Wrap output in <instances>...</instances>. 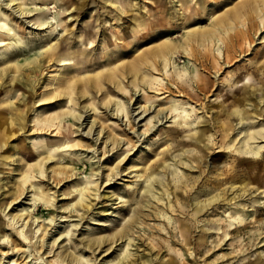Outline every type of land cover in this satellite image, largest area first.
Returning <instances> with one entry per match:
<instances>
[{"label": "rangeland", "instance_id": "obj_1", "mask_svg": "<svg viewBox=\"0 0 264 264\" xmlns=\"http://www.w3.org/2000/svg\"><path fill=\"white\" fill-rule=\"evenodd\" d=\"M240 1L0 0V264H264V148L239 146L264 127V0ZM192 27L221 39L184 52ZM165 38L181 45L165 68L141 61ZM124 62L147 81L56 90ZM9 214L35 218L31 242Z\"/></svg>", "mask_w": 264, "mask_h": 264}, {"label": "bare ground", "instance_id": "obj_2", "mask_svg": "<svg viewBox=\"0 0 264 264\" xmlns=\"http://www.w3.org/2000/svg\"><path fill=\"white\" fill-rule=\"evenodd\" d=\"M242 1H244V0H242ZM242 1H240V2H242ZM236 2H238V1H236ZM258 1H256L255 3H257ZM260 2V1H259ZM262 2V1H261ZM260 2V3H261ZM262 3H264V2H262ZM244 5H246L245 7V9H246V11H252V10H258V8L257 7H255L254 5H252V4H249V3H246V4H244ZM234 6H236V4H234ZM262 6H264V5H262ZM261 6V7H262ZM260 7V8H261ZM230 8V7H229ZM232 8V7H231ZM241 8V7H240ZM259 8V9H260ZM262 8H264V7H262ZM244 9V8H243ZM243 9H242V12L244 13V11H243ZM234 10V11H233ZM224 11V10H223ZM225 11H226V9H225ZM229 11H230V9H229ZM245 11V12H246ZM262 11H264V10H262ZM238 8H235V7H233V9H232V15H230V18L232 19L231 21H233L232 23H234V20L236 19V18H240L241 16H242V13ZM259 12V11H258ZM20 13H23V11L22 10H20ZM228 14H230L229 12H227ZM253 13H255V11L254 12H252V14ZM257 13V12H256ZM255 13V14H256ZM260 13V12H259ZM257 13L258 14V17H260V21H261V23H262V25H264V16H262V14H264V12H262V14L260 13ZM220 14V13H219ZM245 14V13H244ZM250 14V13H249ZM249 14H248V16H249ZM251 14V15H252ZM254 14V15H255ZM250 15V16H251ZM218 16V15H217ZM221 16H224L223 14H221ZM220 16V17H221ZM244 16H246V15H244ZM253 16V15H252ZM216 17V16H215ZM254 17V16H253ZM257 17V16H256ZM230 19L229 18H223V19H218V18H216V23L214 24V28L213 29H215V28H219L220 26H222V27H224L226 24H228V23H230L231 21H229ZM242 20V19H241ZM244 20H247V19H244ZM257 22H259V20L257 21ZM232 23L231 24H229V25H227V27L228 28H230L231 29V27H232ZM242 23H244V21L242 22ZM2 24L4 25V27H6L8 30L10 29L7 25H6V23L5 22H2ZM237 24V23H236ZM249 24V23H248ZM241 25V24H240ZM235 26L237 27V25H234V27L233 28H235ZM241 27V26H240ZM245 27V26H244ZM205 28V27H204ZM203 28V29H204ZM209 28H210V26H209ZM221 28V27H220ZM238 28V27H237ZM241 28H243V27H241ZM202 28L200 29V28H196V27H192V28H188V29H186V32H187V35H186V38H185V45H183L182 47H183V49H184V52H185V49H189V50H191L192 48V46H190V40H191V42H193V41H196L197 43H199V44H202L203 43V41H204V43H205V41L206 42H210L209 43V45H211V44H215V40H217V41H219V39H221V37H219V35L217 36L216 35V32H210V33H208V34H206V32L203 30ZM206 29H207V27H206ZM223 29V28H222ZM259 29H260V27H259ZM226 30H228L227 28H226ZM242 30V29H241ZM254 31V30H253ZM227 32H230L229 30L227 31ZM245 33H246V30L244 31ZM219 33H221L220 31H219ZM226 33V32H225ZM224 33V34H225ZM248 33V32H247ZM227 34V33H226ZM236 34V33H235ZM242 34H243V30H242ZM228 35V34H227ZM226 35V36H227ZM232 35V34H231ZM246 35V34H245ZM228 37H229V35H228ZM237 37V36H236ZM245 38V37H244ZM249 38V37H248ZM229 39H231V38H229ZM235 40L236 38H232V40ZM237 39H238V37H237ZM236 39V41H238ZM246 39V38H245ZM225 40V39H224ZM233 40V41H234ZM232 41V42H233ZM261 41H264V40H261ZM250 42V41H249ZM239 43V42H238ZM248 43V42H247ZM194 45H195V42L193 43ZM192 44V45H193ZM218 44V43H217ZM232 44V43H231ZM239 44H241V43H239ZM198 45V44H197ZM216 45V44H215ZM225 45H227V47L229 46V43L228 44H225ZM237 45V44H236ZM203 46V45H202ZM219 44L217 45V46H214L213 48L217 51L216 52V54L217 53H219L220 51V49L221 48H219ZM235 46V45H234ZM249 46V45H248ZM181 47V45H179V44H174L170 39H168V38H165V39H163L161 42H159L158 44H157V47H156V49L155 50H153L150 54H147L146 53V56H141V61H143L144 63H148V62H150L152 59L151 58H153V57H158V60L162 63V68H165L166 67V64H168L169 62H170V58H171V56H172V54L178 49V48H180ZM198 47V46H197ZM207 47H208V45H207ZM212 47V46H211ZM223 47V46H222ZM226 47V48H227ZM245 47H247V46H245ZM154 48V47H153ZM225 48V47H224ZM229 48V47H228ZM228 48H227V50H228ZM240 48V47H239ZM233 49H235L234 47H233ZM232 49V50H233ZM147 51H149L148 49H146ZM152 50V49H151ZM195 50V49H194ZM222 50V49H221ZM242 50H243V47H242ZM219 51V52H218ZM234 51V50H233ZM241 51V50H240ZM146 52V51H145ZM195 52V51H194ZM213 52V51H212ZM211 52V50H210V53H212ZM226 52V51H225ZM225 52H222V54H224ZM227 53V52H226ZM234 53V52H233ZM228 54V53H227ZM141 55V54H140ZM142 55H144V53H142ZM189 55V54H188ZM213 56V55H212ZM227 57V56H226ZM228 58V57H227ZM227 58H226V60H227ZM136 59L138 60V58L136 57ZM143 59V60H142ZM217 60V59H216ZM235 60V59H234ZM142 62V63H143ZM152 62V61H151ZM227 62V61H226ZM125 63V62H124ZM128 63V62H127ZM153 63H154V61H153ZM111 64V63H110ZM109 63L107 64V69H106V72L104 73L103 71L105 70H101V69H97V70H95V71H93V72H90L88 75H87V77H80V76H78V77H74L73 79H69V78H67L66 80H64V82H63V85L62 86H59L56 90H57V92L60 94V93H63V94H67V100L68 101H72L73 100V95H72V93H73V91H74V88L76 87V89H77V91H79V93L81 94V95H84L86 92H87V90H86V88H90V87H97V88H101V86H102V84H103V81L105 80V79H107V80H109V81H111V82H113V83H116L115 85H119L120 87L119 88H123L121 85H120V81H119V78H120V72L122 71V73L123 72H125V74H123L122 76H126V74H131V76H130V78L133 76V81L135 82L134 84H141V82L142 81H147V76H146V74L144 73V72H142L141 70H143V69H141L140 68V66L139 65H137V63H129V64H124V65H120V64H117V65H115V66H111ZM159 64V63H158ZM106 65V64H105ZM120 65V66H119ZM157 65V64H156ZM142 67H143V65H141ZM147 66V65H146ZM150 66V65H149ZM158 66V65H157ZM119 67H122L123 69H120ZM151 68H152V66H151ZM216 69V68H215ZM159 70H160V68H159ZM216 70H218V69H216ZM217 72V71H216ZM105 74V75H104ZM104 75V76H103ZM187 75V74H186ZM150 76H152V75H150ZM83 78V79H82ZM136 79H138V80H136ZM182 79V78H181ZM77 80H83V88H81L80 89V86L81 85H79L78 83H76L77 82ZM153 80V79H152ZM122 81V80H121ZM105 82V81H104ZM151 82V81H150ZM62 83V82H61ZM131 83V82H130ZM133 83V82H132ZM147 83V82H146ZM125 84V83H124ZM143 84V83H142ZM133 87V86H132ZM135 87V86H134ZM136 88V87H135ZM135 90V89H134ZM107 97V96H106ZM111 100H110V97H109V99H107V102H110ZM106 102V101H105ZM113 104L115 105V107H114V109H115V111H116V113L119 111H121V112H124L123 114L124 115H126V110H127V108H126V106L124 105V103L123 102H121L120 100H116V101H113ZM93 108V107H92ZM143 112L144 111H146V110H148V109H150L151 108V105H149L148 107L147 106H144L143 105ZM236 108V107H235ZM113 109V110H114ZM238 108H236V110H234V109H232V110H234V112H235V114H236V118L238 119V122L240 123L241 122V120L243 119V117H244V114H243V112H241L239 109L237 110ZM157 110H159L158 108L157 109H155V108H153L152 109V111H154V114H152L150 117H148L147 118V122H150L151 121V119H152V116H154V115H158V111ZM160 111V110H159ZM80 116V115H79ZM155 117V116H154ZM157 117V116H156ZM173 117H175V116H173ZM93 120V119H92ZM159 119H156V121H158ZM93 122V121H92ZM61 123V122H60ZM154 125V124H153ZM61 126V125H60ZM238 132H242V130H239ZM259 135V136H258ZM257 137H264V127H261V128H259V129H254V130H249V129H245L244 131H243V135H242V137H241V139H240V144H239V146H240V148L242 149V150H244V151H247V152H251V154H253L252 156H253V158L254 157H256L257 155H261V150H262V148H264V143H254V139L255 138H257ZM239 143V142H238ZM251 156V157H252ZM258 160V159H257ZM168 164V163H167ZM38 165V164H37ZM22 192V191H21ZM33 198H35V196H33ZM7 220H8V224L11 226V228H13V229H15V231H16V233H17V235L19 236V242H20V239H21V241H30L31 242V238L32 237H34V232H36L37 230H38V228H39V226L38 227H36V229L34 230V227L35 226H32L33 225V222L35 221V218H33V219H31V218H29V219H25V216H22V215H15V214H9V217L7 218ZM122 231H124V229H122ZM1 233V232H0ZM119 233V236H122L123 234H122V232L120 231V230H118L116 233H115V235L117 236V234ZM0 235H3V234H0ZM1 239H2V243H4V241H6V243H8V242H10V245H12V241L10 240V239H8V237H6V236H2L1 237ZM97 239V238H96ZM113 239V238H112ZM116 239H117V237H116ZM112 241H114V239L112 240ZM99 243H100V241H97V244L99 245ZM128 244V243H127ZM126 244V245H127ZM90 245V244H89ZM13 247V246H12ZM35 258L36 259H38V258H41L39 255H35ZM76 260H78V262L80 263V264H88V262H89V258H87V257H84L83 255L82 256H79V257H77V258H75ZM61 260V264H63V261L65 260V258H63V259H60ZM134 261H129V260H127V261H122L121 262V264H134L133 263ZM136 262V261H135ZM146 264L145 263V261L144 260H140V261H138V264ZM3 264H18L17 263V261L14 259V258H10V257H8V259L3 263ZM68 264V263H67Z\"/></svg>", "mask_w": 264, "mask_h": 264}]
</instances>
